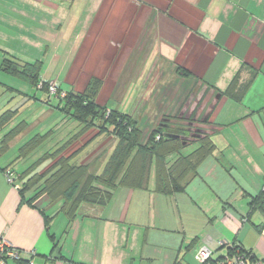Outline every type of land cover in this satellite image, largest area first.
<instances>
[{
  "label": "crops",
  "instance_id": "obj_1",
  "mask_svg": "<svg viewBox=\"0 0 264 264\" xmlns=\"http://www.w3.org/2000/svg\"><path fill=\"white\" fill-rule=\"evenodd\" d=\"M105 2L92 0L78 25L71 69L89 36L93 33L96 39L98 27L101 34L106 30L114 33L113 39L103 38L102 43L120 41L109 48L114 52L109 61L119 63V75L122 67H135V52L152 51V58L159 63L156 73L141 74L146 80L140 79L143 85L138 88L129 85L121 97L124 110H116L142 115L137 111L145 108L139 101L145 99L147 78L155 77L165 86L191 85L192 91L184 97L198 100V114L214 103L208 128L214 151L184 176L183 189L178 192L155 189L152 165L139 188L117 187L104 205L81 203L72 220L60 210L62 201L45 200L35 208L33 205L44 197L32 206L27 204L24 199L30 194L22 199L16 189L20 183H8L3 168L17 175L24 170L16 169L23 160L15 162L19 144L41 137L43 134L38 133L31 137L40 123L51 121L53 126L47 132L53 133L65 131L71 121L60 111L59 100L40 90V110L16 125L17 110H6L14 116L0 126V236L19 253V260H9L8 264H196L194 251L202 245L213 252V260L229 254L233 247L264 259V232L259 233L254 226L262 225L264 218L259 212L248 217L251 198L264 189V0H108L111 11L104 19ZM51 6L52 0H0V63L4 57L17 59L10 43H22L26 51L25 47L36 45L37 30L50 35L59 24ZM99 19L106 21L104 25ZM148 21L151 46L147 37L140 40L147 34ZM138 34L133 46V35ZM94 62L97 68L104 65L101 57ZM178 68L187 69L191 75L183 76ZM125 83L132 84L133 80ZM2 109L0 105V116L5 113ZM83 128L76 123L62 134L50 153L79 134V139L55 160L78 150L70 164L86 165L87 173L96 175L116 139L112 138L106 149L105 137L97 134V129ZM92 130L94 133L87 137ZM13 131L18 134L4 145ZM52 161L37 173L46 171ZM43 213L52 217L48 226Z\"/></svg>",
  "mask_w": 264,
  "mask_h": 264
},
{
  "label": "trees",
  "instance_id": "obj_2",
  "mask_svg": "<svg viewBox=\"0 0 264 264\" xmlns=\"http://www.w3.org/2000/svg\"><path fill=\"white\" fill-rule=\"evenodd\" d=\"M41 65V61L21 64L12 57H4L0 63V70L22 79L34 87L40 86L39 90L50 96L47 92L50 83L54 82L42 81L39 78L38 70ZM177 72H182L183 76L186 77L191 75L190 71L185 68H178ZM235 82L236 78L231 82L229 91L232 90ZM100 85L98 78H92L87 81L80 92L64 90L65 96L62 100H59V103L62 105L60 111L74 122L83 125V129L96 128L97 134L110 133L116 139V144L101 171L96 175H90L87 173L86 165L70 164V161L79 152L78 150L68 157L60 156L55 160L56 156L61 155L68 148L74 137L63 143L53 153L47 152L43 158L34 164L36 166L44 159H47V161L55 160L42 174L35 172L34 167L24 169L18 175L8 167L3 168V171L11 173L14 181L20 183V186L17 185L18 189H16L19 190L22 199L26 194H30L24 199L27 204L32 206L34 202L42 197L44 198L33 207L38 208L45 200L50 203L62 201L60 210L72 220L81 203L104 205L117 187L139 188L145 181L152 165L155 175V189L162 193L178 192L183 189L181 181L184 176L195 171L205 158L212 155L215 147L208 134L209 117L205 122L207 130L196 131V126H198L199 119H201L199 114L197 120L190 121L189 126L183 125L184 123L178 119V116H174L164 119L167 121L166 124H160V127H157L143 138L144 134L138 127V121L131 115L121 113L115 109L105 111L107 108L106 103L103 105L97 103V92ZM58 89L59 92H63L60 85ZM196 105V109H198L199 103ZM208 109H205L203 113L208 111L210 116L213 107ZM195 113L192 114V117ZM13 114L7 112L2 114L0 116V126L6 124L8 119L13 118ZM186 127L189 128L186 129ZM186 130L189 133H186ZM17 134L18 131L11 132L7 136V140H4V145ZM190 135L196 138L192 142L190 140L186 143L185 140ZM44 136H37L25 144L22 147L23 149L20 148L15 162L24 159L31 150L38 147ZM193 142L196 147L185 154V147ZM248 208V217L259 212L264 218V189L251 198ZM43 215L45 225L48 226L52 217L46 216L44 213ZM254 226L261 233L264 223ZM238 248L244 250L241 247ZM18 260L19 258L14 261ZM216 260L212 259L210 263L213 264Z\"/></svg>",
  "mask_w": 264,
  "mask_h": 264
},
{
  "label": "rangeland",
  "instance_id": "obj_3",
  "mask_svg": "<svg viewBox=\"0 0 264 264\" xmlns=\"http://www.w3.org/2000/svg\"><path fill=\"white\" fill-rule=\"evenodd\" d=\"M91 3L92 0H52V16L58 19L59 24L53 27L50 35H45L43 33L39 34L37 30L36 45L34 47L30 46L28 49H26L27 47H25L26 51H24L22 43H19L18 45L10 43V46L13 47L11 50L12 52H14L15 56H18L17 59H20H16L19 63H21V60L28 63H34L38 59L42 62V65L38 70L39 78L42 81H51L54 82V84L57 83L55 84L57 86L56 92L52 93L51 91H49V89L47 92L50 96H54L55 99L62 100L65 96L64 90L80 92L85 85L84 82L86 80L98 78L101 85L97 92V103L99 105H103L106 103L107 108L105 111H108L109 109L116 110L117 108H120V110L122 111L124 110V101L121 97L125 92V89H127L129 85L135 88L142 86L143 84L141 82L143 79L146 80V78L141 76V74L144 75V72L147 73L148 71H151L150 73L153 74L156 73L159 63L152 58V51L147 53L145 51H143L142 53L135 52L133 56L137 57V59L136 61L132 62V66L135 65V67H132L129 70H125V68L122 67V71H120L119 75V63L117 64L116 61L112 60L109 61V57H111L110 55L114 54L112 49L109 48L110 45L112 46L115 43H120V41L117 39L113 41L111 40V44H109L108 42L104 43V41L102 43L101 40L103 38L113 39L114 33L111 34L110 32H108V30H106L101 34V27H98V31L96 32V39L93 38V33L89 36L77 59L75 60L73 68L71 69L73 56L76 52V50L73 49L78 46L74 42V33L77 32L78 25L83 21L82 19L84 18L88 10H90ZM109 10L111 11V9H109L108 0H106L102 10V13H105L103 15L104 19L107 17V12L109 13ZM104 19H99L102 25H104V23L106 22ZM60 26L61 28H59ZM146 30L147 34L141 35L142 37L140 36V40L145 41V38L147 37V43L149 44V46H151L152 34L150 33L151 25L149 21L147 23ZM99 33L101 35H99ZM148 34L150 35L145 36ZM138 37L139 34L137 37L136 35H133L134 40ZM136 43L137 40H135L133 46H136ZM100 57L101 63L106 66L102 65L101 67L97 68L95 66L96 62L94 61L96 59L97 61H99ZM69 72L70 75L68 76V80L66 81L65 77L67 76V74H69ZM103 74L104 77H101L103 76ZM115 75L116 77L117 75H119V79L117 78V82H114L116 78ZM153 79L147 78V83L145 84V99L143 97V100H141V102L139 101V104L142 103L145 106L144 109H140L137 111L139 113L141 112L142 115L139 116V114H135V117L131 116L133 118H137L138 127L144 134L143 138H145L153 130L157 129V127H160L161 121H163L164 119L172 118L176 115L178 116L183 109H185L184 112L187 111L188 109L186 110L185 102L187 101L186 99L188 98V96H184L188 93L190 94V92L192 91V87H190L191 85H186L185 88L182 87L184 85L169 84L165 86L166 84H159L158 80ZM79 80L80 82L77 83V81ZM127 80H133V83H125ZM71 84L73 86H71ZM59 85L63 89H61L63 92H59ZM39 87L40 86L34 87L30 83L15 76L0 72V105L1 107H3L1 113L6 112V110H17V118H19V120L15 122V125L23 119H28L35 110H40L42 108L41 100L43 98V92L38 89ZM109 96H111L110 100H108ZM32 98H35L36 100ZM51 102L53 101L51 100ZM133 102L135 104L136 101ZM189 111L190 110H188L187 113ZM40 115L36 116L35 118H39ZM201 115V118H203L204 113H201ZM56 118L57 117H54L52 119L53 124ZM71 121L68 122L69 125L65 131H55L53 133L47 132L53 126L49 124L51 121L40 123L39 126H37V129L31 133V137L37 133L43 134L41 135V137L45 134L46 136H44L43 141L38 147L31 150V152H29L28 155H26L24 159L21 160V163H19L16 169L21 172L23 169L34 167L33 170L35 172L43 171L48 165L47 159H44L36 166H34V164L41 158H43V156L47 152H50V150H52L63 133L69 131V129L71 130L72 128H74L76 123L74 121ZM183 121L186 122L189 120L184 119ZM60 126L61 124L59 125V127ZM6 129V131H8L10 127ZM81 133L82 132H80V134ZM93 133V130L89 131L87 137H90ZM78 135L79 134H77L70 143H74L75 141H77L79 139ZM102 136L105 137V143L103 145H105L106 149H108L112 144L111 139L114 137L110 133H103ZM185 141H187L188 143L189 139L187 138ZM24 142L27 144L29 143V140H26ZM24 142H21L19 144V147L21 146L22 148ZM100 143L101 141L96 144V146ZM195 147L196 146L191 144L188 146L185 152L188 153ZM106 149L100 151L104 152ZM262 232H264V229L262 230ZM234 248L235 247L231 248L229 253H232L235 250L239 249L238 247H236L235 249Z\"/></svg>",
  "mask_w": 264,
  "mask_h": 264
},
{
  "label": "built area",
  "instance_id": "obj_4",
  "mask_svg": "<svg viewBox=\"0 0 264 264\" xmlns=\"http://www.w3.org/2000/svg\"><path fill=\"white\" fill-rule=\"evenodd\" d=\"M56 90L57 86L50 83L49 91L54 93ZM5 177L8 183L13 184L14 180L10 172L7 171ZM212 256L213 252L204 245L197 247L193 255L196 264H211ZM18 258V251L0 236V264H8L9 260ZM213 264H264V259H257L251 253L237 249L232 253L221 256Z\"/></svg>",
  "mask_w": 264,
  "mask_h": 264
},
{
  "label": "flooded vegetation",
  "instance_id": "obj_5",
  "mask_svg": "<svg viewBox=\"0 0 264 264\" xmlns=\"http://www.w3.org/2000/svg\"><path fill=\"white\" fill-rule=\"evenodd\" d=\"M199 98V97H198ZM189 98H187L186 100L188 101V104H186V102H185V107H186V110L188 109V110H191V111H193L192 113H191V115H190V117H188V118H185V116L187 115V111H185L184 112V114L180 117V118H178L180 121H182V123H184L183 125H185V126H189L191 123H190V121L192 120V114L193 113H195L198 109H196L197 108V105L196 104H198V100H196V98H195V101H192L191 99H189ZM192 101V102H191ZM198 113H199V110H198ZM201 114H199V116H200ZM206 115V112L204 113V116ZM177 116V115H176ZM175 116V117H176ZM202 116V115H201ZM200 116V117H201ZM174 117V116H173ZM184 119H188L189 121H186V122H183V120ZM201 119H199V123H198V126H196L197 127V129H196V131H203L204 129H207L206 128V124L205 123H203V125L202 126H200L199 124H200V121ZM167 123V121H165V120H163V121H161V125H164V124H166ZM190 123V124H189ZM187 128H189V127H186V129ZM189 130V129H188ZM188 130H186L185 132L186 133H189V131ZM195 131V132H196ZM192 135H194V133H192ZM189 138V141H190V139H193V136H191L190 135V137H188ZM190 142H192V141H190Z\"/></svg>",
  "mask_w": 264,
  "mask_h": 264
},
{
  "label": "water",
  "instance_id": "obj_6",
  "mask_svg": "<svg viewBox=\"0 0 264 264\" xmlns=\"http://www.w3.org/2000/svg\"><path fill=\"white\" fill-rule=\"evenodd\" d=\"M216 98L218 99V98H219V95H217ZM189 99H190V98H189ZM189 99H188V100H189ZM186 104H188V101L186 102ZM202 107H203V105H201L199 108H202ZM211 107H213V104L210 105V108H211ZM184 110H185V109H183V110L180 112V114L178 115V118H180V117L183 115ZM192 112H193V111L190 110V111L187 113V115L185 116V118L190 117V115H191ZM197 117H198V111L193 115L192 120H197ZM208 117H209V112L207 111L206 115H205L203 118H201V120H200L201 122H200L199 125L202 126L203 123H205V122L207 121ZM195 138H196V137H194L193 139H191V141H193ZM186 143H187V142H186ZM186 143H183V144H186Z\"/></svg>",
  "mask_w": 264,
  "mask_h": 264
}]
</instances>
